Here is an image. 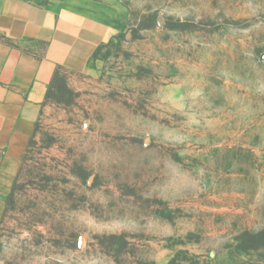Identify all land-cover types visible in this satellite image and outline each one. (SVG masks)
Segmentation results:
<instances>
[{"label": "rangeland", "instance_id": "obj_1", "mask_svg": "<svg viewBox=\"0 0 264 264\" xmlns=\"http://www.w3.org/2000/svg\"><path fill=\"white\" fill-rule=\"evenodd\" d=\"M82 1L111 31L59 73L0 264H264V0Z\"/></svg>", "mask_w": 264, "mask_h": 264}, {"label": "crops", "instance_id": "obj_2", "mask_svg": "<svg viewBox=\"0 0 264 264\" xmlns=\"http://www.w3.org/2000/svg\"><path fill=\"white\" fill-rule=\"evenodd\" d=\"M110 31L88 2L0 0V221L55 70L84 71Z\"/></svg>", "mask_w": 264, "mask_h": 264}, {"label": "trees", "instance_id": "obj_3", "mask_svg": "<svg viewBox=\"0 0 264 264\" xmlns=\"http://www.w3.org/2000/svg\"><path fill=\"white\" fill-rule=\"evenodd\" d=\"M63 70L61 67H58L56 70H55V73L53 75V78H52V81L49 85V88L47 90V93H46V104L52 100V99H56L58 100L60 97L58 96L59 94H64L66 93L67 89H66V84L64 82L63 79L60 78L59 76V73L60 71ZM57 91V92H55ZM37 126V125H36ZM35 126V128H36ZM34 134H35V129H34V132H33V135L31 137V140L29 141V144H28V147L26 149V152L25 154L28 152V149L30 147V144L32 143V140L34 138ZM25 159V155H24V158H23V161ZM21 171V167H20V170H19V173ZM19 173L18 175L16 176L14 182H13V185H12V188H11V191H10V194L7 198V202H6V208H5V211L3 213V216L1 218V221H0V225L2 224V221H3V218L5 216V213H6V209H7V206H8V203L11 201L12 199V196H13V193H14V190H15V185H16V182H17V179H18V176H19Z\"/></svg>", "mask_w": 264, "mask_h": 264}]
</instances>
